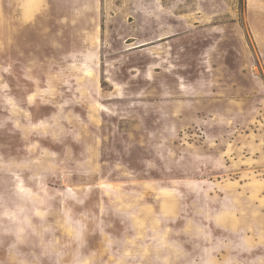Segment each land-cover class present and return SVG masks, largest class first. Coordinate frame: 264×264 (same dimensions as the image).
Listing matches in <instances>:
<instances>
[{"label": "rangeland", "instance_id": "1", "mask_svg": "<svg viewBox=\"0 0 264 264\" xmlns=\"http://www.w3.org/2000/svg\"><path fill=\"white\" fill-rule=\"evenodd\" d=\"M0 264H264V0H0Z\"/></svg>", "mask_w": 264, "mask_h": 264}]
</instances>
